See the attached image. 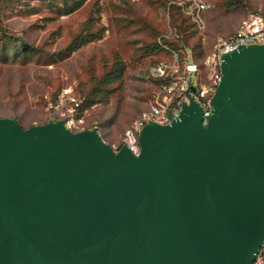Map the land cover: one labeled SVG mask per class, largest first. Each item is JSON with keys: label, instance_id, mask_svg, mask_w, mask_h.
I'll use <instances>...</instances> for the list:
<instances>
[{"label": "water", "instance_id": "1", "mask_svg": "<svg viewBox=\"0 0 264 264\" xmlns=\"http://www.w3.org/2000/svg\"><path fill=\"white\" fill-rule=\"evenodd\" d=\"M140 153L63 121L0 118V264H252L264 244V46L222 58Z\"/></svg>", "mask_w": 264, "mask_h": 264}, {"label": "rangeland", "instance_id": "2", "mask_svg": "<svg viewBox=\"0 0 264 264\" xmlns=\"http://www.w3.org/2000/svg\"><path fill=\"white\" fill-rule=\"evenodd\" d=\"M206 1L215 8L207 13L205 27L197 31L185 24L183 34L168 0H87L74 12L64 8L63 0H0V25L42 50L20 52L11 48L14 41H0V116L24 128L43 125L48 102L58 92L71 86L84 98L105 73V63L119 55L126 65L122 85L108 104L91 106L86 114L87 126L97 127L108 144H119L129 124L154 102L150 70L172 50L164 40L187 60L201 49L208 57L217 41L235 33L249 14L264 12V0ZM101 29V39L72 49L89 31ZM156 45L164 50L147 54ZM200 76L191 73L189 79Z\"/></svg>", "mask_w": 264, "mask_h": 264}, {"label": "built area", "instance_id": "3", "mask_svg": "<svg viewBox=\"0 0 264 264\" xmlns=\"http://www.w3.org/2000/svg\"><path fill=\"white\" fill-rule=\"evenodd\" d=\"M177 5L198 29L205 27V13L211 9V3L206 0H180ZM242 46H264V16L262 14H249L239 23L232 36L220 38L217 41L214 51L204 62L205 73L190 60L182 64L177 54L172 61H163L153 66L150 75L160 81V89L150 109L144 111L125 130L121 147L125 146L131 153L138 155L140 153L139 136L143 128L149 124L160 126L171 124L179 116L183 104L191 100L201 107L204 113L203 125L206 126L212 112L213 96L222 79V58ZM198 72L201 76L191 82L189 75ZM84 105L85 99L78 97L71 86H66L54 100L48 102V116L44 124L63 121L65 128L73 133L98 129L87 126V109ZM111 147L116 153L121 149L117 145ZM252 264H264V244Z\"/></svg>", "mask_w": 264, "mask_h": 264}, {"label": "trees", "instance_id": "4", "mask_svg": "<svg viewBox=\"0 0 264 264\" xmlns=\"http://www.w3.org/2000/svg\"><path fill=\"white\" fill-rule=\"evenodd\" d=\"M86 1L87 0H63V3L65 4L64 8L69 10L68 12H70V11L74 12V11L78 10L79 8H81L82 6H84ZM179 1L180 0H168L170 10L172 11L173 16L177 17L179 20H181L180 24H179L180 25L179 26V32L180 33L184 32L183 34H186V30H183L185 28L184 27L185 24L187 26L194 27L195 30L198 31V27L195 25V23H193V21L189 17H187L182 12L181 8L177 5V3ZM208 2L211 3L210 1H208ZM211 5H212L211 9H209L205 13V21H206L207 13L213 11L215 8L213 3H211ZM254 13H260L264 16V12H261V11H256ZM103 31H104V29H101L97 32L89 31V33H88V35H86L85 39L83 41H81L79 45H77L76 47H73L72 49L76 50L77 48L80 47V45L82 46L84 44L85 45L90 44L93 41L95 42L96 40L101 39ZM233 34H231L230 36H232ZM230 36H228V37H230ZM6 39H8V41H14L13 42L14 46H11V48L17 49L20 52H25V53H29V52L41 53L42 52V50L28 44L19 33L17 35H11L10 33H8L6 31V29L2 25H0V41L8 42ZM8 43L10 44L11 42H8ZM164 44H168L171 47L170 49H172V50L168 49L167 51H165V53H166L165 57L166 58L156 61L152 66H155V65H157L163 61H168V62L172 61L175 54L180 56L181 62H182V64H184V62L187 60V57L184 56L181 51L177 50L178 48L175 46V44L172 42L169 43L166 40H164ZM161 50H164L162 48V46L156 45L153 50H151L150 48L147 49V52H148L147 54L155 53V52L161 51ZM68 52L71 53L72 50L68 49ZM167 56H168V58H167ZM194 56L196 58L192 57L189 60L192 61V63H194L203 73H205L206 71H205L204 62L207 58V55H204V51H203V49H201V50L195 52ZM104 67H105V73L100 78L96 79V83H95L94 87L89 92H85L82 94V96L85 98L84 107L87 110L89 108H91V106L108 104L110 102L111 96L114 95L116 90L118 88H120V86L122 85L123 78H124L125 71H126V65H125L124 61L121 59V57L119 55H116V56L114 55L111 60H108L105 63ZM151 80L153 81V83L155 85V92L153 94V98H155V95L158 93V91L160 89V81L157 79H154V78H151ZM56 96L57 95H55L54 99L56 98ZM149 109H150V107L146 110H149ZM146 110H144V111H146ZM144 111H142L137 116V118ZM137 118H135V119H137ZM134 120L129 124V126L134 122ZM15 121L18 123L17 120H15ZM22 128H24V127H22ZM24 129H27V128H24ZM110 145L112 146V144H110ZM117 146L122 148L121 142L119 144H117Z\"/></svg>", "mask_w": 264, "mask_h": 264}]
</instances>
